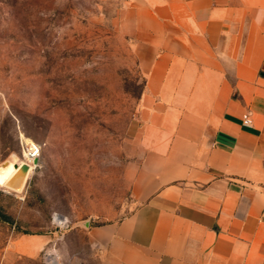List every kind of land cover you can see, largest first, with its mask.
<instances>
[{
	"label": "crops",
	"instance_id": "crops-1",
	"mask_svg": "<svg viewBox=\"0 0 264 264\" xmlns=\"http://www.w3.org/2000/svg\"><path fill=\"white\" fill-rule=\"evenodd\" d=\"M116 16L144 78L142 152L132 214L92 230L103 264H264V0H124Z\"/></svg>",
	"mask_w": 264,
	"mask_h": 264
},
{
	"label": "rangeland",
	"instance_id": "rangeland-1",
	"mask_svg": "<svg viewBox=\"0 0 264 264\" xmlns=\"http://www.w3.org/2000/svg\"><path fill=\"white\" fill-rule=\"evenodd\" d=\"M123 3L0 0V182L29 170L21 192L0 184V264H103L92 230L137 206L144 78Z\"/></svg>",
	"mask_w": 264,
	"mask_h": 264
},
{
	"label": "bare ground",
	"instance_id": "bare-ground-1",
	"mask_svg": "<svg viewBox=\"0 0 264 264\" xmlns=\"http://www.w3.org/2000/svg\"><path fill=\"white\" fill-rule=\"evenodd\" d=\"M32 144H34V143H32ZM25 155L29 161H34V158L31 157V155H29L26 151H25ZM22 173H23L24 177L22 176L20 178H17V176H18L17 174H22ZM28 175H29V170H28V167L25 165L21 169H19V168L16 169L14 173L10 174L9 177L7 179H5L4 181L0 182V184H2L3 186H5L6 188H8L10 190H13L16 192H21L23 190V187H24V184L26 182ZM57 219L60 221L65 220V218L62 216H57ZM51 261L56 264V260L54 257H52Z\"/></svg>",
	"mask_w": 264,
	"mask_h": 264
},
{
	"label": "built area",
	"instance_id": "built-area-1",
	"mask_svg": "<svg viewBox=\"0 0 264 264\" xmlns=\"http://www.w3.org/2000/svg\"><path fill=\"white\" fill-rule=\"evenodd\" d=\"M242 121L244 123V125H251L253 123L252 117L249 113H245L243 115ZM33 142H26L24 144V150L31 155V157H33L34 159L38 157L39 155V147L37 146V144H32Z\"/></svg>",
	"mask_w": 264,
	"mask_h": 264
},
{
	"label": "trees",
	"instance_id": "trees-1",
	"mask_svg": "<svg viewBox=\"0 0 264 264\" xmlns=\"http://www.w3.org/2000/svg\"><path fill=\"white\" fill-rule=\"evenodd\" d=\"M5 221H10V219L7 217V216H4V218H3Z\"/></svg>",
	"mask_w": 264,
	"mask_h": 264
},
{
	"label": "water",
	"instance_id": "water-1",
	"mask_svg": "<svg viewBox=\"0 0 264 264\" xmlns=\"http://www.w3.org/2000/svg\"><path fill=\"white\" fill-rule=\"evenodd\" d=\"M37 162H38V159L35 158V159H34V164H37Z\"/></svg>",
	"mask_w": 264,
	"mask_h": 264
}]
</instances>
